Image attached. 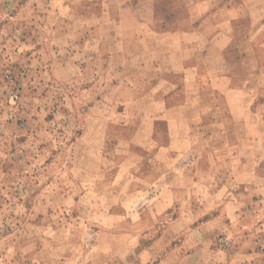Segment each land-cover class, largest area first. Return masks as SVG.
<instances>
[{
  "label": "rangeland",
  "instance_id": "obj_1",
  "mask_svg": "<svg viewBox=\"0 0 264 264\" xmlns=\"http://www.w3.org/2000/svg\"><path fill=\"white\" fill-rule=\"evenodd\" d=\"M0 264H264V0H0Z\"/></svg>",
  "mask_w": 264,
  "mask_h": 264
}]
</instances>
